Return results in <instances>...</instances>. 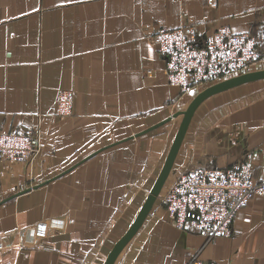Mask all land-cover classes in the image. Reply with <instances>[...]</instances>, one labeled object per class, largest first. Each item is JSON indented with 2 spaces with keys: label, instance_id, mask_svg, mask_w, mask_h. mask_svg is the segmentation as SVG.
Returning <instances> with one entry per match:
<instances>
[{
  "label": "crops",
  "instance_id": "0c3cea01",
  "mask_svg": "<svg viewBox=\"0 0 264 264\" xmlns=\"http://www.w3.org/2000/svg\"><path fill=\"white\" fill-rule=\"evenodd\" d=\"M184 25L203 35L221 26L249 32L264 50V0H0V130L32 128L40 141L31 162L0 161V264L104 263L158 175L180 116L137 133L205 87L168 84L150 40L161 26ZM258 81L197 106L161 191L181 169L243 158L261 176L264 84L248 88ZM60 89L73 90L64 118L55 114ZM193 255L264 264V194L236 212L228 235L214 237L175 226L156 198L113 264H185Z\"/></svg>",
  "mask_w": 264,
  "mask_h": 264
},
{
  "label": "built area",
  "instance_id": "2783aa9c",
  "mask_svg": "<svg viewBox=\"0 0 264 264\" xmlns=\"http://www.w3.org/2000/svg\"><path fill=\"white\" fill-rule=\"evenodd\" d=\"M164 60L168 84L182 90L207 86L264 63V50L249 32H233L221 26L203 35L193 26H161L150 36ZM73 90L60 89L55 114H71ZM40 141L32 128L0 130V161L31 162ZM255 177L246 158L228 166H195L177 171L157 196L169 220L178 228L208 237L228 235L236 212L255 194H264V164ZM185 264H220L191 256Z\"/></svg>",
  "mask_w": 264,
  "mask_h": 264
},
{
  "label": "water",
  "instance_id": "95a60500",
  "mask_svg": "<svg viewBox=\"0 0 264 264\" xmlns=\"http://www.w3.org/2000/svg\"><path fill=\"white\" fill-rule=\"evenodd\" d=\"M264 79V68L250 70L246 72H242L240 74L224 78L222 80H219L217 82L211 83L207 86H205L203 89H201L198 93L195 94V96L190 100L188 105L178 112L174 113L173 115H169L168 118L163 120L162 122H159L155 124L154 126L147 128L146 130L140 131L137 134L144 133L161 123L165 122L166 120L171 119L173 116H180V121L177 127V130L174 134V137L172 139V142L170 144V147L168 149V152L164 158L163 164L158 172V175L156 176L149 192L147 193L140 209L138 210L134 220L128 227V229L125 231V233L114 243L110 251L108 252L104 263L103 264H113L114 260L122 250V248L127 244V242L132 238V236L135 234V232L138 230L144 219L146 218L150 208L152 207L155 199L159 195L166 179L168 178V175L170 173L173 161L175 159L176 153L178 151V148L182 142V139L184 137V134L186 132V129L188 127V124L190 122V119L197 108V106L207 97H209L212 94H215L220 91H224L227 89H230L232 87H236L245 83H249L256 80H262ZM60 175V174H58ZM48 181V180H46ZM45 181V182H46ZM34 184L32 186H28L26 188H23L22 190H19L18 192H15L6 198L2 199V202L11 199L15 196H17L20 193L26 192L30 190L31 188H35L39 186L40 184Z\"/></svg>",
  "mask_w": 264,
  "mask_h": 264
},
{
  "label": "rangeland",
  "instance_id": "374dc122",
  "mask_svg": "<svg viewBox=\"0 0 264 264\" xmlns=\"http://www.w3.org/2000/svg\"><path fill=\"white\" fill-rule=\"evenodd\" d=\"M260 68H264V63L261 64V65L258 66V67L250 68V69H248L247 71L255 70V69H260ZM258 84H264V80L258 81V82H256V83L251 84V85H248V88H253L254 86H256V87H254L253 89H250V90L253 91V92L259 91L262 87H261V85H258ZM51 173H54V172H51ZM45 176H46V175H45ZM41 179H42V178H41ZM37 180H40V179H35L34 182L37 181ZM20 187H21V186H20Z\"/></svg>",
  "mask_w": 264,
  "mask_h": 264
}]
</instances>
